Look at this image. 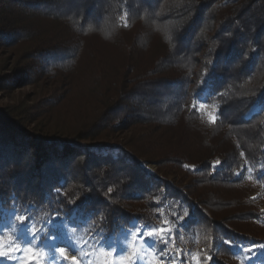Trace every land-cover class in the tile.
Instances as JSON below:
<instances>
[{"label":"trees","instance_id":"16d2710c","mask_svg":"<svg viewBox=\"0 0 264 264\" xmlns=\"http://www.w3.org/2000/svg\"><path fill=\"white\" fill-rule=\"evenodd\" d=\"M20 46L0 92L57 88L0 109V220L89 222L115 237L155 229L172 206L210 264L264 243V0H0V50ZM198 100L217 106L214 122ZM75 101L96 116L46 124Z\"/></svg>","mask_w":264,"mask_h":264},{"label":"rangeland","instance_id":"374dc122","mask_svg":"<svg viewBox=\"0 0 264 264\" xmlns=\"http://www.w3.org/2000/svg\"><path fill=\"white\" fill-rule=\"evenodd\" d=\"M24 49L20 46L0 50V73L4 74L8 69L11 73ZM55 87L56 82L42 80L10 92H0V109L17 103L37 104ZM196 107L203 121H215V104L198 100ZM98 110L96 103L90 106L80 101L71 102L61 107L57 116L49 117L46 124L58 119L53 127L62 125L75 129L84 113L89 121ZM30 130L34 131L33 127ZM113 138L114 144L123 143V135ZM121 150L114 151L124 154ZM141 166L149 175H159V167L153 162L143 160ZM247 179L253 181L252 170ZM254 196L264 211V193L256 190ZM187 217L185 208L170 206L163 214V222L155 229L135 223L126 232L107 237L95 233L89 222L57 219L28 222L23 215L9 212L0 220V252L4 253L0 255V264H210V252L202 248L197 236L185 232L183 223ZM152 232L155 235H150ZM233 249L235 264H264V243L233 245ZM32 254L35 259L30 261L28 257Z\"/></svg>","mask_w":264,"mask_h":264},{"label":"snow or ice","instance_id":"6c2138e0","mask_svg":"<svg viewBox=\"0 0 264 264\" xmlns=\"http://www.w3.org/2000/svg\"><path fill=\"white\" fill-rule=\"evenodd\" d=\"M160 231L162 232L163 229H161ZM150 235H155V233L152 232V233H150ZM0 255H4V253H3V252H0ZM28 259H29L30 261L33 260V259H35V255H34V254L30 255V256L28 257Z\"/></svg>","mask_w":264,"mask_h":264}]
</instances>
